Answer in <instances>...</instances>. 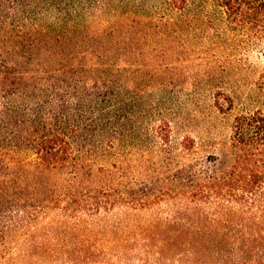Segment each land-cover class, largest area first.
<instances>
[{
  "label": "rangeland",
  "instance_id": "374dc122",
  "mask_svg": "<svg viewBox=\"0 0 264 264\" xmlns=\"http://www.w3.org/2000/svg\"><path fill=\"white\" fill-rule=\"evenodd\" d=\"M140 2L162 10L165 1L131 0L125 6L132 10ZM168 13L160 11L159 18L166 21ZM146 19L132 14V24L136 22L129 35L134 45L151 47L148 56L135 59L149 67L111 68L121 101L134 121L117 140L88 127L71 131L75 162L70 171L81 176L67 177L78 193H95L106 186L114 194L138 201L143 190L160 187L166 195L147 209L122 206L98 214H70L64 197L69 188L61 182V187L50 183L44 190L31 164L37 160L31 146L7 156L0 153V167L9 168L7 176H0V193L11 213L26 219L40 215L35 229L30 219L15 227L8 258L12 264H196L186 249H196L204 232L218 231L220 236L211 237L238 247L264 229L253 227L247 216L241 222L228 211L197 209L183 199L179 178L188 162L213 167L230 143L235 117L264 109L257 88L264 73V45H247L244 33L226 32L221 0H191L175 18L182 28L177 39L172 32L160 39ZM159 55L167 61L166 67H155ZM220 91L234 99L232 110L217 108ZM164 120L174 129L168 145L153 131ZM187 136L197 143L191 157L182 148ZM55 197L64 202L55 204ZM44 199H52L46 212ZM207 217L218 219L212 222ZM239 233L246 235L244 240L238 239Z\"/></svg>",
  "mask_w": 264,
  "mask_h": 264
},
{
  "label": "trees",
  "instance_id": "16d2710c",
  "mask_svg": "<svg viewBox=\"0 0 264 264\" xmlns=\"http://www.w3.org/2000/svg\"><path fill=\"white\" fill-rule=\"evenodd\" d=\"M129 1L0 0V153L7 156L24 145L31 146L37 157L31 164L42 178L44 190L50 183L61 187V182L69 188L64 197L70 214H98L122 206L147 209L155 205L157 197L166 195L160 187L143 190L138 201L114 194L106 186L95 193H78L67 177L70 173L81 176L70 171L75 162L68 136L71 131L88 127L117 140L134 121L121 101L122 92L115 87L116 75L111 69L149 67L135 61L148 56L151 47L134 45L129 35L136 22L132 24V14L145 16L149 29L160 39L169 32L177 39L182 28L175 18L188 9L191 0H162V10L155 5L147 8L141 2L129 10L125 6ZM221 6L226 32L244 33L247 45H264V0H221ZM163 10L171 12L166 21L159 18ZM158 58L155 67H166L163 55ZM257 88L264 97V73ZM234 105L232 97L222 91L216 94L221 112L232 110ZM153 131L164 145L170 144L174 131L170 121H162ZM196 145L192 136L182 142L190 157ZM7 170L5 164L0 167V176H7ZM179 178L183 199L197 209L228 211L241 222L247 216L253 227H263L264 109L235 117L230 143L213 167L188 162ZM51 200H43V212L50 208ZM53 200L55 204L64 202L56 197ZM9 208L0 193V264H12L8 258L15 227L27 219L33 222V229L39 224V214L26 219ZM206 219L213 222L218 218ZM217 232H204L196 249H186V254L197 259L196 264H264L263 228L238 247L212 238L220 236ZM239 234L238 239L244 240L246 235Z\"/></svg>",
  "mask_w": 264,
  "mask_h": 264
}]
</instances>
